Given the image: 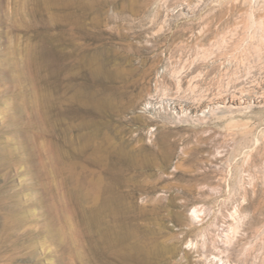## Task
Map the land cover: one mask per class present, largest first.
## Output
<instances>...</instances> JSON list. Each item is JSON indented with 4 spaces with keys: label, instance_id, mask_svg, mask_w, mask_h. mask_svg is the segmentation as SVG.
Wrapping results in <instances>:
<instances>
[{
    "label": "rangeland",
    "instance_id": "374dc122",
    "mask_svg": "<svg viewBox=\"0 0 264 264\" xmlns=\"http://www.w3.org/2000/svg\"><path fill=\"white\" fill-rule=\"evenodd\" d=\"M24 141L97 204L111 184L127 264H264V0H0V184L18 191L0 234L32 229L7 264L55 263L46 153L19 159Z\"/></svg>",
    "mask_w": 264,
    "mask_h": 264
},
{
    "label": "bare ground",
    "instance_id": "6f19581e",
    "mask_svg": "<svg viewBox=\"0 0 264 264\" xmlns=\"http://www.w3.org/2000/svg\"><path fill=\"white\" fill-rule=\"evenodd\" d=\"M21 148L22 152L19 159H23V161L24 159H32L35 151L40 154V158L43 156L41 155L43 152L46 153L43 156V160H47H42L41 171L44 179L55 193V199L58 202L54 220L48 221L44 227L46 238L51 240L56 248V252H53L55 253L56 258L54 259L56 261L54 260L55 263L49 262L48 264H70L64 251V241L66 239V225L73 226V224L75 225V232L68 240L69 245L75 251L73 255L75 262H71L72 264H79L78 259H82L84 255L83 246L81 247L78 239V227H81L82 236L90 245L87 250L91 254L90 256L93 259L90 258L94 264H114L110 260L112 256L120 264H127V226H121L119 224L121 221H118V216L115 215L116 211L121 213L122 209H119L116 200L117 194L111 184L104 182L101 190V200L97 204L96 196L90 191L83 189V182H80L79 186L74 187V182L71 178L62 176V154L38 151L34 149L33 145L27 143L22 145ZM11 156H14L11 149L5 147L1 149L0 159L2 163H7L6 159ZM53 166L54 168H52ZM9 181L7 178L4 184H0V215H9L13 211V201L15 196L18 195V191L13 189L14 187L9 184ZM67 213H70V216H67ZM29 233H32V229H26L24 232L19 233L15 226L3 225L2 233L0 234V264H7L9 261H13L19 253L32 252L30 250L32 246ZM76 256H78L77 260ZM145 264L157 263L149 261L145 262Z\"/></svg>",
    "mask_w": 264,
    "mask_h": 264
}]
</instances>
